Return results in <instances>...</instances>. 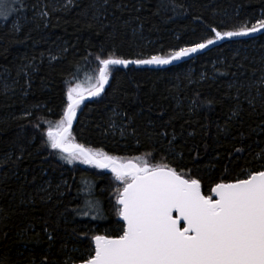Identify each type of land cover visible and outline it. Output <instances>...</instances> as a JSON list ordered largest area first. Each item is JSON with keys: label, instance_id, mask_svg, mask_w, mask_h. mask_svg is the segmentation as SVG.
Listing matches in <instances>:
<instances>
[{"label": "trees", "instance_id": "obj_1", "mask_svg": "<svg viewBox=\"0 0 264 264\" xmlns=\"http://www.w3.org/2000/svg\"><path fill=\"white\" fill-rule=\"evenodd\" d=\"M11 4L14 14L0 17V259L75 264L94 254V236L121 233L116 196L123 184L50 148L47 131L63 118L69 88L94 89L104 59L168 57L213 39L211 29L250 28L264 17V0ZM108 73L104 93L79 110L77 142L123 162L166 164L200 179L205 195L264 169L257 94L264 86L256 84L264 75V32L166 68L112 66Z\"/></svg>", "mask_w": 264, "mask_h": 264}, {"label": "snow or ice", "instance_id": "obj_2", "mask_svg": "<svg viewBox=\"0 0 264 264\" xmlns=\"http://www.w3.org/2000/svg\"><path fill=\"white\" fill-rule=\"evenodd\" d=\"M16 10L11 0H0V17L7 20ZM261 29H264V19L239 31L211 29L213 39L180 48L168 57L101 60L103 67L97 85L89 95L99 96L104 92L110 65H167L218 40L246 36ZM256 84L264 86V75ZM257 94L264 107V93L258 88ZM67 100L58 130L53 132L50 127L47 131L50 148L67 153L63 158L70 163L82 160L110 169L115 180L123 184L116 196L117 213L123 221L121 233L94 236V254L81 264H264V170L252 171L245 179L217 183L211 189L214 199L202 192L200 179L166 164L122 163L119 157L109 156L102 150L80 144L69 146L67 140L83 96H75L69 88ZM231 111L237 116L239 106ZM92 195L89 190L88 196ZM91 203L86 197L85 207L90 209ZM0 264L5 261L0 259Z\"/></svg>", "mask_w": 264, "mask_h": 264}, {"label": "water", "instance_id": "obj_3", "mask_svg": "<svg viewBox=\"0 0 264 264\" xmlns=\"http://www.w3.org/2000/svg\"><path fill=\"white\" fill-rule=\"evenodd\" d=\"M263 32H264V29H261V30L255 32V33H250L249 35H246V36H237V37H232V38H225V39H223V40H218V41H216L215 44L210 45V46H209L208 48H206V49L200 50V51L197 52V53L190 54L189 56H187V57H183V58H181L180 60H175V61H173L171 64H167V65H155V64H152V65L139 64V65H138V64H129V65H110L109 67H112V66H114V67H121V68H127V67L146 68V67H147V68H158V69L166 68V67L171 66V65H173V64H176V63H178V62H180V61H185V60H189V59L195 58L198 54H200V53L206 51V50L209 49V48L215 47V46L221 44V43L224 42V41L234 40V39H241V38H248V37H253V36H256V35L261 34V33H263ZM102 67H103V66H101V68H102ZM108 84H109V82H108ZM108 84L105 85V89H104V91L106 90ZM94 89H95V88H94ZM94 89H92L91 91H93ZM91 91H90V92H91ZM90 92H89V93H90ZM89 93H88V94H85V95H82V96H83V101H82V103L80 104V106H81L82 104H84L85 102H88V101H90V100H93V99H96V98L100 97L104 92L101 93L99 96H91V95H89ZM76 123H77V112H76V118H75L74 121H73V125H72L71 132H72L74 126L76 125ZM68 138H69V137H68ZM67 143H68L69 146L74 145V144H77V143L69 142L68 140H67ZM80 145H81V144H80ZM84 147H85V146H84ZM85 148H86V147H85ZM59 150H60V149H59ZM60 151H61V150H60ZM65 154H67V153H65ZM89 165H90V164H89ZM93 165H94V164H93ZM101 169H102V168H101ZM104 170H106V169H104ZM109 170H110V169H109ZM263 170H264V169H263ZM244 179H245V178H244ZM225 183H226V182H225ZM214 187H215V186H214ZM214 187H213V188H214ZM202 192H203V190H202ZM211 195L213 196L214 199L216 198L214 193H212ZM174 215H177V213H174ZM118 219H119L120 222L123 223L121 217H118ZM183 224H184V222L181 221V225H182V226H183ZM102 236H105V235H102ZM93 244H94V240H93ZM94 246H95V245H94ZM75 264H81V262H78V263H75Z\"/></svg>", "mask_w": 264, "mask_h": 264}, {"label": "rangeland", "instance_id": "obj_4", "mask_svg": "<svg viewBox=\"0 0 264 264\" xmlns=\"http://www.w3.org/2000/svg\"><path fill=\"white\" fill-rule=\"evenodd\" d=\"M262 19H264V17ZM91 88L92 87H90V86L81 87V88H79L78 92L77 91L75 92L74 95L75 96H82V95L88 94L91 91ZM55 128H56V130H58L57 126ZM120 189H122V187ZM87 210H88V208L84 209V212L86 213Z\"/></svg>", "mask_w": 264, "mask_h": 264}, {"label": "flooded vegetation", "instance_id": "obj_5", "mask_svg": "<svg viewBox=\"0 0 264 264\" xmlns=\"http://www.w3.org/2000/svg\"><path fill=\"white\" fill-rule=\"evenodd\" d=\"M77 117H78V116H77ZM74 127H75V126H74ZM73 130H74V128H73ZM71 136H72V139H74V138H73V135H71ZM124 163H125V162H124Z\"/></svg>", "mask_w": 264, "mask_h": 264}]
</instances>
